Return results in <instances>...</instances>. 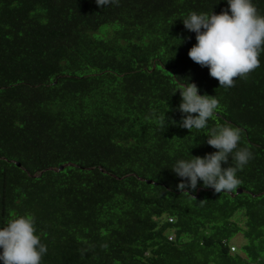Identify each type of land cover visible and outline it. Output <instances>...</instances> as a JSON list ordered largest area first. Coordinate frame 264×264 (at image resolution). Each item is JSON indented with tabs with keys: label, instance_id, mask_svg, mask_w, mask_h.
I'll return each instance as SVG.
<instances>
[{
	"label": "trees",
	"instance_id": "obj_1",
	"mask_svg": "<svg viewBox=\"0 0 264 264\" xmlns=\"http://www.w3.org/2000/svg\"><path fill=\"white\" fill-rule=\"evenodd\" d=\"M222 9L226 0H0V226L30 214L41 264H264V53L219 87L188 57L195 33L181 22ZM187 82L219 101L209 127L242 130L252 158L240 194L177 188L176 159L215 151L206 130L180 126ZM236 235L245 242L234 247Z\"/></svg>",
	"mask_w": 264,
	"mask_h": 264
},
{
	"label": "clouds",
	"instance_id": "obj_2",
	"mask_svg": "<svg viewBox=\"0 0 264 264\" xmlns=\"http://www.w3.org/2000/svg\"><path fill=\"white\" fill-rule=\"evenodd\" d=\"M96 3L107 4L109 0H96ZM226 4L227 10L222 9L218 14L190 11L181 22L186 30L195 33L196 42L189 48L188 57L207 67L209 76L218 81L219 87L229 88L237 77L244 78L260 65L259 57L264 53V13L253 0H226ZM177 91L181 97L180 126L206 130L205 142L215 149L203 157L188 153L190 158L174 161L171 170L181 178L177 188L195 189L199 181L216 193L232 192L241 184L238 171L252 158L247 146H239L242 130L228 122L208 126L219 107L215 95L199 94L197 86L189 82ZM156 119L165 125V112ZM230 158L234 163H228ZM46 252L47 246L37 234L30 214L15 215L0 226V264H41Z\"/></svg>",
	"mask_w": 264,
	"mask_h": 264
},
{
	"label": "rangeland",
	"instance_id": "obj_3",
	"mask_svg": "<svg viewBox=\"0 0 264 264\" xmlns=\"http://www.w3.org/2000/svg\"><path fill=\"white\" fill-rule=\"evenodd\" d=\"M244 242H245V240H244V238L241 235H236L233 238V240H232V243L234 244V247L240 246Z\"/></svg>",
	"mask_w": 264,
	"mask_h": 264
},
{
	"label": "water",
	"instance_id": "obj_4",
	"mask_svg": "<svg viewBox=\"0 0 264 264\" xmlns=\"http://www.w3.org/2000/svg\"><path fill=\"white\" fill-rule=\"evenodd\" d=\"M18 167H20V164L19 163H17L16 164ZM63 169V167H60L59 168V170H62ZM147 184H156V183H152L151 181H147ZM240 193H242V190L241 189H237L236 190V194H240Z\"/></svg>",
	"mask_w": 264,
	"mask_h": 264
}]
</instances>
